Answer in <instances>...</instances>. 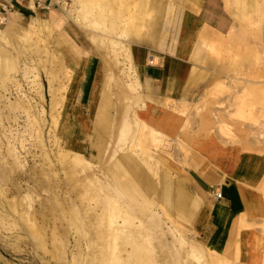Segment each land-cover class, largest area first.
Returning a JSON list of instances; mask_svg holds the SVG:
<instances>
[{"label":"rangeland","instance_id":"rangeland-1","mask_svg":"<svg viewBox=\"0 0 264 264\" xmlns=\"http://www.w3.org/2000/svg\"><path fill=\"white\" fill-rule=\"evenodd\" d=\"M93 1L85 6V0H51L47 9L36 11L28 20L12 17L23 26L36 16L53 21L49 23L53 30L49 61L45 63L40 61L45 52L36 48L33 34L29 39L9 33L0 38V264H205L200 254L190 251L194 245L200 252L204 249L192 229L203 195L193 181L194 145L213 138L264 153V22L259 35L245 29L239 46L255 47L257 60L244 57L231 66L217 60L210 71L193 78L186 95L171 108L181 123L176 133L168 134L144 120L136 122L141 120L137 113L147 98L139 92L130 54L136 47L138 57L137 46L153 52L171 51L175 23H168L162 12L155 37L160 44L151 38L139 41L133 28L124 26L120 6L110 0ZM170 1L162 0V4ZM181 1L175 0L172 14L188 19L179 6ZM229 1L234 6L235 0ZM259 5L264 7L261 0ZM249 14L250 23L243 25L251 27L258 18L252 11ZM103 39L112 45L100 46ZM57 49L63 66L50 54ZM89 52L100 62L85 107L96 110L82 126L81 112L74 118L65 117L67 102L59 103L55 111L50 109V96L54 87L58 98L70 95L65 93L69 90L67 61L80 71ZM69 97L68 102L72 95ZM164 118L180 122L174 113L164 111L152 123L161 128L174 126L160 124ZM221 157L216 164H221ZM132 160L139 164L147 160L151 168L145 162L140 167L154 182L166 172L186 190L189 196L181 206L183 212L165 209L163 202L155 200V186L150 192L131 188L128 172L113 176L118 164L128 166ZM259 189L264 197V178ZM194 196L199 200L196 210L189 203ZM257 212L264 217V209ZM32 223L47 226L46 234L39 236L46 238L44 249L38 244L40 238L29 230ZM115 223L121 226L116 234ZM263 225L264 221L259 227ZM131 235L142 253L145 251L144 260L138 259L137 249L130 244L126 245L132 251L128 257L118 253ZM217 264L231 263L219 260Z\"/></svg>","mask_w":264,"mask_h":264},{"label":"crops","instance_id":"crops-1","mask_svg":"<svg viewBox=\"0 0 264 264\" xmlns=\"http://www.w3.org/2000/svg\"><path fill=\"white\" fill-rule=\"evenodd\" d=\"M235 1L242 6L240 20L243 24L250 23L248 21L251 11L257 14L256 21L263 22L264 7L257 8V0H250L251 6L248 0ZM261 2L264 3V0ZM171 3L169 19L173 22L176 12L172 14V9L176 4L175 1ZM179 6L181 10L184 8L182 11L188 15V29L179 32L176 44L172 46L171 51L153 52L137 46L140 50L138 57H136V47L132 51V63L140 85L139 92L147 98L137 115L141 120L168 134L176 133L180 126L181 120L171 108L186 95L190 81L193 78L199 79L203 76V72L210 71L217 60L222 65L225 62L229 65L226 61L223 38L234 22L233 16L225 7V0H182ZM197 7L199 8L196 9ZM39 10L42 9L13 0V8L8 12V17H18L19 20L28 19ZM179 10L180 8L177 11ZM202 30H205L209 36L222 38L221 45L214 54L212 51H204L198 56L195 53L199 32ZM153 56L157 61H152ZM99 62V57L95 53L86 54L72 99L70 102L66 101L68 109L65 117L74 118L78 112H81L82 126L83 121H86L89 116L93 117L96 110L94 108L88 110L85 106L90 97ZM164 111L174 113L180 122L167 128L155 126L152 120L159 119ZM67 112L70 115H67ZM197 145L208 150L206 155L198 149ZM194 152L193 181L203 195L199 208V200L193 197L198 203L194 209L198 208V210L192 221V229L205 249L223 253L234 218L246 212L247 200L252 204L253 212L247 216L248 227L239 231V237L233 244L232 252L227 255L228 257L226 256L225 260L231 264H242V240L247 238L250 242L251 236L261 234L259 225L264 221L263 215L257 213L258 208L264 209V197L259 189L264 178V153L247 151L237 144L222 143L213 138L195 142ZM219 155L222 156L219 165L221 167L216 165L218 162L216 158H219ZM216 192L221 194V198L214 197Z\"/></svg>","mask_w":264,"mask_h":264},{"label":"bare ground","instance_id":"bare-ground-1","mask_svg":"<svg viewBox=\"0 0 264 264\" xmlns=\"http://www.w3.org/2000/svg\"><path fill=\"white\" fill-rule=\"evenodd\" d=\"M85 1L87 2V3H85V6L92 5V3L94 2L93 0H85ZM174 1L175 0L170 1L165 6L162 4L163 3L162 0H157V1L156 0H110V4H115V5H118V6L121 7V14L120 15H122V14L124 15L123 19H124V22H125V25H124V23H123V25L124 26H128L130 28H133V32H134V34H136V37L138 38L139 41L142 40V38H151L156 44H158V43L160 44L159 41H156L157 39H155V37H156V34L159 33L158 32V27H159V21H161L160 20L161 13L165 12L166 15H167V22L168 23H173V22L175 23L174 24V29H173L174 33H173V36L171 37V44H170V46H173L175 44V37L177 35V32L178 31L180 32L181 30H187L188 29L187 28L188 27L187 19L180 20L181 18L177 17V13L174 14L175 16L173 18L174 19L173 22L172 21L170 22L169 18H170V11H171V8H172V3L171 2H174ZM104 2H106V1H104ZM232 4L233 3H230L229 0H225V7L230 12V14L233 16V19H234V22H233L228 34L226 36H224V38H223L224 39L223 40L224 51L226 52V61H227V63L230 66L234 65L235 63H237L239 61V59L244 58V57L248 58L250 60H257V58L259 57V53L255 51L256 49H252L251 48L252 46H249V45H244V47L240 49L239 46H240V43L242 44V42H240V41H241V37L243 36V33L246 31L245 29H247V28L249 29L250 28V30H248V33L251 32V34L259 35L260 32H261V24H262L261 21H256V23H254V25L251 26V27L244 26L243 23L240 20L241 19L240 12H241V8H242L241 4L239 2H236V1H234V6H232ZM259 4H260V0H257V2H256L257 8H259L261 6ZM195 7H196V5H195ZM198 8L199 7H197L196 9H198ZM100 10L101 9H99V12H100ZM16 18H18V17H16ZM41 19L38 16H36V18H34L30 23H28L25 26H23L21 24H17L16 20L14 18H12V17L9 18L8 17L6 19V21L4 22V23H6L5 24V28L4 29H0V38H2L4 36V33L5 34L6 33L15 34V35L24 34L25 37H27L28 39L31 38V35L33 34L36 37L35 41H34L36 48L40 49L43 52H45V56H46L45 59H41L40 60L41 62L45 63V61H49L48 60L49 59V47H50L49 36L51 35L53 30H52V26L49 24L51 21L50 22L42 21ZM55 21H54V23H55ZM136 21L139 22V25L137 27L134 26V23ZM136 24H137V22H136ZM177 24H178V28H177ZM160 32H161V30H160ZM221 39L222 38L220 36H217V37L209 36L208 33L205 30L200 31L199 32V39H198V42H197L196 48H195V53L198 56L201 53H203L204 51H217V46L221 45V42H220ZM103 43L105 45L111 44L110 41H108L107 39H103L100 46H102ZM130 43L132 44V42H130ZM243 43H244V41H243ZM131 44H127V47H130V50H131V46H130ZM97 45H99V44H97ZM65 46H66V44H65ZM104 47H103V49H104ZM99 48H102V47H99ZM98 50L100 51V49H98ZM108 53H110V52H108ZM50 54H52L53 57H56V58L60 59V61H61L59 63L60 65L64 62L61 59V56H60L61 51L60 50L57 49L56 51H54L52 53L50 52ZM130 55H132V57H133V52H131ZM263 55H264V53H263ZM151 59H152V61H154L155 57L153 56V57H151ZM53 60H55V58ZM67 62H68V67H66L67 69L66 68L65 69H66V73H67L66 83H68V85L67 84L66 85H67V88H69V90H66L65 93H69L70 95L73 96L74 88H75L76 82L78 80L79 70L75 68V65L73 63H71L70 60H68ZM63 65L64 64H62V66ZM42 67H44V66H42ZM73 68H74V72L71 71ZM50 70L49 69L46 70L47 74L48 75H52V76L55 77L57 73H55L54 71H50ZM46 72H45V74H46ZM53 73H55V74H53ZM123 73L124 72H122V74ZM128 76L129 75H127V77ZM57 77H58V75H57ZM130 77L131 76H129V78ZM54 88H53V90H51L52 92H51V96H50V107H51L50 109H55V111H56V106L59 105V103H60V105H62L61 103L63 101L64 102L68 101L70 99V97H69L70 95L66 94V95H63L62 97L58 98L56 96V93H55L57 91L54 90ZM59 88H60V84H59ZM63 88H64V86H63ZM87 108L90 109V106H88ZM56 114H57V112H56ZM135 114H136V112L134 113V116H136ZM54 120H55V118H54ZM137 121H139L141 124L143 122L142 120H136V122ZM161 122L164 123L167 126H173L175 124V120L173 118H164V119H162V121L160 120V124H161ZM53 123H55V122H53ZM197 147L202 150L203 146L197 145ZM203 150H204V148H203ZM61 153H63V152H61ZM142 162H141L142 164L140 163L141 165H143L144 162H145L144 165L148 166L147 160L146 161L142 160ZM140 164L138 163V161L136 162L134 160H132L130 165H128V166H123V165H119L118 164V166H116V169L113 171L112 174H113V176H115L118 172H120V173L121 172H125V173L128 172L129 174H131L132 180H133V181H130L131 183H129V186L132 185L131 188L134 186L136 188L142 189L144 192H148V191L150 192L153 189L152 187L155 186L154 188L157 190L156 193H155V197H156L155 200H157L158 202H163L164 203L163 205H165V209H168V210L176 209V210L180 211L181 210V206L185 204V201H186V199H188V196H189V195L186 196L187 195L185 193L186 190H184L182 188V186L179 183H177L174 180V178L171 177V175H168L166 172L161 173L158 176L157 181L154 182L152 180L153 176L150 177L149 175H147V173L144 172L143 169H141ZM189 165H191V163ZM216 165L218 167H221L218 164H216ZM147 168L150 169L151 165H150V167L148 166ZM222 168H223V166H222ZM87 176L92 178L90 176V174H87ZM97 183H98V181H96L95 184L97 185ZM174 184H175V188L173 189L172 186ZM16 185H18V184H16ZM100 188L101 187H99V189ZM18 189H20V188H18ZM101 190H103V189L101 188ZM104 192L107 195V192L105 190H104ZM173 195H176L177 198H174ZM189 201H190L189 203L191 204L192 208H193V206L198 205L196 200H194L192 197H189ZM111 204H112V202H111ZM126 205L128 207H132L131 203L128 204V202H127ZM161 207H162V204H161ZM129 209L133 210L132 208H129ZM251 212H253L252 204H251V202L249 200H247V202H246V212H244V213L240 214L238 217L234 218V221L232 222V227L230 229L228 242H227V245H226L225 250H224L223 253H216L214 251H210V250L205 249V248L201 249L199 247L201 249V252H200V250L198 248H196L197 246L194 245L195 248H194V246L190 247V249H191L190 251L193 252L192 254H195L196 252H197L196 254H198V255L200 254V258H202V262H204L205 264H217L219 260L225 261L224 259H226V256L230 252H232L233 244H234L235 240L239 237V234H238L239 231L240 230H244V229H246L248 227V225H247V216ZM129 217L130 216L125 217V218L127 219ZM260 226H261V224H260ZM46 227H44L43 225H38V224H34V223L29 224V230L35 236L37 235L36 237L42 236V233H44L43 230ZM113 227H114V225H113ZM118 227H121V226H119L117 223H115V227H114L115 231L113 230L114 233L118 230ZM141 229H142V227H141ZM44 234H46V233H44ZM132 235L129 236L130 240L129 241H125L124 243H122L117 251H118L119 254L121 252H124L126 257H128L131 254L132 251L128 250L126 248L127 247L126 245L130 244L131 248L137 249V253L136 254H137L138 259H143L144 260V258L142 257V254L144 255L145 251L143 250L144 253H142V247L140 245H138L139 243L137 244V242L135 240L136 237L135 236L133 237ZM39 238H40V241H38V244H39L40 247H42V249H44V247L46 246V244H45L46 243V238H44V237H39ZM113 238L115 239V237H113ZM241 248H242V257H243V263L242 264H264V225L261 228V234L251 236L250 237V242L247 241V238L243 239L242 240V244H241ZM50 250L53 253L54 250H56V249L54 248V250H53L51 248ZM203 252H205L206 255L202 254ZM53 256H54V254H53Z\"/></svg>","mask_w":264,"mask_h":264},{"label":"built area","instance_id":"built-area-1","mask_svg":"<svg viewBox=\"0 0 264 264\" xmlns=\"http://www.w3.org/2000/svg\"><path fill=\"white\" fill-rule=\"evenodd\" d=\"M25 2L28 6L39 9H47L51 5V0H18ZM13 8V0H0V24L8 18V12ZM216 199L221 198L219 192L214 193Z\"/></svg>","mask_w":264,"mask_h":264}]
</instances>
